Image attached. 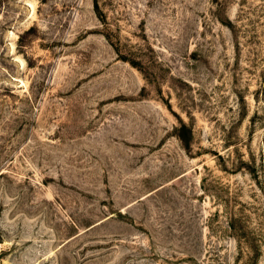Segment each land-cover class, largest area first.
Returning <instances> with one entry per match:
<instances>
[{
  "label": "rangeland",
  "instance_id": "rangeland-1",
  "mask_svg": "<svg viewBox=\"0 0 264 264\" xmlns=\"http://www.w3.org/2000/svg\"><path fill=\"white\" fill-rule=\"evenodd\" d=\"M0 264H264V0H0Z\"/></svg>",
  "mask_w": 264,
  "mask_h": 264
}]
</instances>
